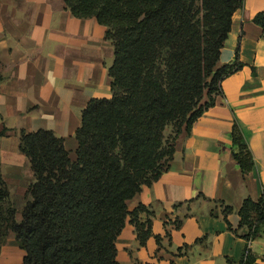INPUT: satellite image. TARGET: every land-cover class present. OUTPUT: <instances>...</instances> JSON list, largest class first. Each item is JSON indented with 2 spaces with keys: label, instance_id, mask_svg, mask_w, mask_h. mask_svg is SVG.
<instances>
[{
  "label": "trees",
  "instance_id": "trees-1",
  "mask_svg": "<svg viewBox=\"0 0 264 264\" xmlns=\"http://www.w3.org/2000/svg\"><path fill=\"white\" fill-rule=\"evenodd\" d=\"M62 1L74 18H93L105 29L113 48L111 97L87 102L74 161L51 131L1 128L0 138L18 137L33 181L17 220L0 174V246L13 234L21 264H119L116 242L126 224L141 246L150 235V221L138 220L150 215L147 208L129 210L127 202L168 170L179 136L214 105L220 82L242 66L237 59L219 63L242 0ZM253 23L264 29V11ZM230 137L246 174L253 160L236 122ZM238 216L246 241L254 240L264 224V193L255 202L245 199ZM252 262L246 249L239 264Z\"/></svg>",
  "mask_w": 264,
  "mask_h": 264
},
{
  "label": "crops",
  "instance_id": "crops-1",
  "mask_svg": "<svg viewBox=\"0 0 264 264\" xmlns=\"http://www.w3.org/2000/svg\"><path fill=\"white\" fill-rule=\"evenodd\" d=\"M262 11L264 0H242L219 55L221 65L237 59L241 68L179 136L168 170L127 202L129 210L142 204L150 213L138 218L150 221L144 245L130 224L118 237L117 255L128 264H239L246 249L252 264H264V224L247 242L238 216L245 199L264 193V29L253 23ZM104 31L93 18H74L62 0H0V130L51 131L74 161L87 102L111 97L113 48ZM233 122L252 156L246 174L232 155ZM25 165L18 137L0 138L7 186Z\"/></svg>",
  "mask_w": 264,
  "mask_h": 264
},
{
  "label": "rangeland",
  "instance_id": "rangeland-1",
  "mask_svg": "<svg viewBox=\"0 0 264 264\" xmlns=\"http://www.w3.org/2000/svg\"><path fill=\"white\" fill-rule=\"evenodd\" d=\"M220 63V62H219ZM171 132V128L166 130V135H169ZM20 175L19 177H16L18 179L17 183L15 184H9L7 187L10 191V200L8 201L9 204L13 205L15 209L18 211L17 214V220L20 219V212L25 204V191L29 183H31L32 180V173L28 169L27 161L24 168L19 170ZM0 174L2 177L4 174H6V171L4 169L1 170L0 168ZM21 189H25L24 192ZM219 207V206H218ZM220 211L224 214H230L231 211L226 210V207L220 206ZM22 257H23V251L20 250L14 243V235L9 234L3 245L0 246V264H21L22 263ZM117 260L120 264H128L127 260L123 256L121 252L117 255Z\"/></svg>",
  "mask_w": 264,
  "mask_h": 264
},
{
  "label": "built area",
  "instance_id": "built-area-1",
  "mask_svg": "<svg viewBox=\"0 0 264 264\" xmlns=\"http://www.w3.org/2000/svg\"><path fill=\"white\" fill-rule=\"evenodd\" d=\"M248 242H250V241H248Z\"/></svg>",
  "mask_w": 264,
  "mask_h": 264
}]
</instances>
